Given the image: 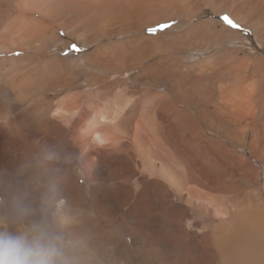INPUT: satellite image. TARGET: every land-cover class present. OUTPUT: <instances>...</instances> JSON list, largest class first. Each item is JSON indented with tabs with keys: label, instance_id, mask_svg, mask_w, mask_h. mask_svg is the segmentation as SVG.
Returning a JSON list of instances; mask_svg holds the SVG:
<instances>
[{
	"label": "bare ground",
	"instance_id": "6f19581e",
	"mask_svg": "<svg viewBox=\"0 0 264 264\" xmlns=\"http://www.w3.org/2000/svg\"><path fill=\"white\" fill-rule=\"evenodd\" d=\"M225 15L239 27L221 26ZM242 28L264 45V0H0V106L11 105L6 91L32 110L52 93L56 108L30 119L80 114L124 184L149 185L133 181L142 157L187 192L167 202H242L238 184L262 190L264 172V52H247ZM77 43L87 52L65 57ZM152 186L166 189V176ZM248 223L256 237H201L215 250L209 264H264V222Z\"/></svg>",
	"mask_w": 264,
	"mask_h": 264
},
{
	"label": "rangeland",
	"instance_id": "374dc122",
	"mask_svg": "<svg viewBox=\"0 0 264 264\" xmlns=\"http://www.w3.org/2000/svg\"><path fill=\"white\" fill-rule=\"evenodd\" d=\"M211 15L206 12L199 18ZM222 17L218 18L220 25H228ZM241 30L246 36L243 47L247 52L262 55L264 45L257 43L250 32ZM75 45L79 50L70 48L64 52L65 57L87 52L78 43ZM6 93L11 105L0 106V232L25 233L40 221L47 185L54 180L64 203L58 211L50 209L47 220L66 239L79 242L80 264H209L215 250L201 241L203 235L215 241L223 238V245L235 230L256 237L248 221L257 218V222H264V172L258 180L262 190L253 182L242 180L238 184L242 187L232 197L246 198L242 202L228 201L224 193L216 204H210L211 200L192 203L174 198L167 202L164 196L175 195L183 187L165 169L155 168L151 160L142 157L139 161L143 167L133 181L143 176L149 185L140 189L124 184L126 176L106 160L102 153L105 144L90 139L87 132L91 126L80 114L75 113L78 117L70 123L56 118L55 124L30 119L33 113L55 109L51 99L60 97L52 93L47 97L45 91L37 96L32 110L28 103ZM0 97L4 99L1 89ZM7 116L13 119L10 124L4 120ZM49 151L57 154L55 160L45 158ZM155 176H166V189L152 186ZM15 200H22L34 212L17 216L13 212ZM221 223L226 225L216 233L214 228Z\"/></svg>",
	"mask_w": 264,
	"mask_h": 264
},
{
	"label": "clouds",
	"instance_id": "9594fccd",
	"mask_svg": "<svg viewBox=\"0 0 264 264\" xmlns=\"http://www.w3.org/2000/svg\"><path fill=\"white\" fill-rule=\"evenodd\" d=\"M45 158L55 160L57 154L49 151ZM63 203L58 184L50 180L41 203L42 219L34 222L25 233L13 235L0 232V264H80L77 254L79 242L66 239L47 220L50 209L58 211ZM13 212L22 217L32 214L34 210L22 200H15ZM53 215L56 216V213Z\"/></svg>",
	"mask_w": 264,
	"mask_h": 264
},
{
	"label": "snow or ice",
	"instance_id": "6c2138e0",
	"mask_svg": "<svg viewBox=\"0 0 264 264\" xmlns=\"http://www.w3.org/2000/svg\"><path fill=\"white\" fill-rule=\"evenodd\" d=\"M222 19H223L228 25H230L232 28H238V27H239V25L236 24V23H234L233 20H231L227 15L223 16ZM168 26H169V25H165V27H168ZM149 31H154V29H150ZM72 48H73L74 50H77V51L79 50V49H77L76 45H72Z\"/></svg>",
	"mask_w": 264,
	"mask_h": 264
}]
</instances>
